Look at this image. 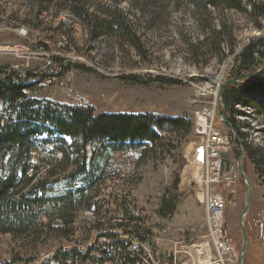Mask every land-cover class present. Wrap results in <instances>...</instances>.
I'll return each instance as SVG.
<instances>
[{
  "label": "rangeland",
  "instance_id": "obj_1",
  "mask_svg": "<svg viewBox=\"0 0 264 264\" xmlns=\"http://www.w3.org/2000/svg\"><path fill=\"white\" fill-rule=\"evenodd\" d=\"M78 1L93 14V21L108 9H118L140 38L142 53L119 36L94 30L85 18L73 13L74 0H0V70L7 67L6 71L19 74L42 75L37 89L28 92L30 97L92 106L97 114L153 112L194 121L195 111L210 110L215 96V126L229 133L221 121L218 92L217 96L196 94L208 91L200 88L222 71L224 62L234 59L252 39L263 37L264 26L257 29L245 15L229 10L175 8L152 0ZM217 30L222 32L219 36ZM217 40L221 41L220 50L214 54L210 44ZM226 47H235V51L229 53ZM230 72L222 84L229 80ZM244 111L248 116L235 119L245 141L264 148L263 119L253 110ZM6 115L0 102V119ZM194 129L193 125L185 137L164 133L160 142H145L128 151L100 154L101 145L91 142L85 158L90 180L83 175L71 178L79 156L70 138L38 142L37 153L45 168L31 185L37 179L46 180L48 189L39 195L47 196L72 190L74 210L64 215L57 212L50 220L42 218L49 226L41 234H0V262L39 255L31 262L39 264L43 255L62 245L86 248L96 242L107 243L104 232L118 224L134 229L133 236L128 232L120 235L131 241L132 249L140 250L143 241L138 235H146L155 254L167 255L172 242L202 241L208 227L195 169L200 158L193 173L184 167L187 155L192 154L186 162L195 156L190 148L201 147ZM41 137L37 139L48 140ZM229 153L233 183L220 189L225 196L227 235L238 261L243 244L239 217L248 202V185L238 169L240 154L233 146ZM240 165L252 184L242 220L246 232L243 264H264V182L245 155ZM163 197L176 203L172 213L162 214Z\"/></svg>",
  "mask_w": 264,
  "mask_h": 264
},
{
  "label": "trees",
  "instance_id": "obj_2",
  "mask_svg": "<svg viewBox=\"0 0 264 264\" xmlns=\"http://www.w3.org/2000/svg\"><path fill=\"white\" fill-rule=\"evenodd\" d=\"M152 1L160 5L168 3L175 8L186 5L203 10L212 8L234 11L249 18L255 28L262 29L264 26V0ZM71 6L73 13L85 18L94 30L119 36L139 53L144 50L140 38L118 9H108L93 21V14L84 10L78 0H74ZM216 33L219 36L222 32L217 30ZM217 41L211 42V53H219L221 41ZM226 49L229 53L235 51V47ZM223 53L225 57V49ZM263 67L264 36L252 39L234 56L229 79L240 78L241 81L222 88L220 108L239 138L237 141L229 130L234 140L233 150L239 155L242 148L244 149V155L252 164L256 175L264 182V148L248 145L245 134L241 132L235 119L237 115L248 116L244 111L247 108L264 121V72L256 74ZM6 70L7 67L0 70V102L7 112L4 120L0 119V234H41L49 226L42 222V218L50 220L57 212L64 215L67 211L74 210L72 190L47 196L39 195V192L48 189L49 183L46 180L37 179L31 185L43 167L37 153L38 142L55 143L63 142L62 137L70 138L71 145L75 146L79 156L71 178L74 180L83 175L90 180L85 158L91 142L101 145L100 154L102 151H128L145 142L156 144L163 138L164 133H180L185 137L193 129V119L187 116L169 117L153 112L97 114L92 106L69 105L30 97L28 92L37 89L43 76L27 72L22 79L16 70ZM240 107L244 109H239ZM44 135L48 140L37 139ZM162 199V214L172 213L176 203H169L164 197ZM133 231L134 229L118 224L104 232L107 233L109 242H96L86 248L62 245L43 255L39 264H141L135 256L139 248L132 249L131 241L120 237L124 234L121 232H128L129 236H133ZM138 238L143 242L148 240L146 235L139 234ZM38 258L39 255L29 258L15 257L0 264H32Z\"/></svg>",
  "mask_w": 264,
  "mask_h": 264
},
{
  "label": "built area",
  "instance_id": "obj_3",
  "mask_svg": "<svg viewBox=\"0 0 264 264\" xmlns=\"http://www.w3.org/2000/svg\"><path fill=\"white\" fill-rule=\"evenodd\" d=\"M236 55V54H235ZM234 63L233 58L224 62L223 71L213 74L196 96L211 93L217 96L218 89ZM23 79L25 73L20 74ZM210 87V89H209ZM215 89V91H214ZM213 107L195 111L194 135L201 138L202 160L200 166L201 201L205 206L208 231L202 241L172 242L171 249L165 254H155L147 242L140 246L135 256L141 264H237L225 226V196L220 186L229 187L233 181L230 170L223 166V152L232 150L233 136L221 132L215 126V96ZM192 102H196V97Z\"/></svg>",
  "mask_w": 264,
  "mask_h": 264
},
{
  "label": "water",
  "instance_id": "obj_4",
  "mask_svg": "<svg viewBox=\"0 0 264 264\" xmlns=\"http://www.w3.org/2000/svg\"><path fill=\"white\" fill-rule=\"evenodd\" d=\"M262 72H264V67L262 69L258 70L256 74L262 73ZM250 76H253V75H249V77ZM240 81H241L240 78H235V79H229V80L225 81L222 84L220 90L218 91L219 104H221V91H222V88L224 86L228 85V84H235V83H238ZM222 121L229 128V130H231L233 132V134L235 135V138L237 139V141H239V138L236 135L235 130L233 129L231 124L227 121V119L224 117V114H222ZM243 155H244V149L242 148L241 154H240V156L238 158V169H239V172H240L241 176L245 179V181L247 182V185H248V189H247L248 202H247L246 206L244 207V209L241 212V215L239 217V226H240V229H241V232H242V235H243V244H242L241 252H240L239 257H238L237 264H243V254H244V250H245V247H246V232L244 231L243 221L242 220H243V217H244V215H245V213H246V211L248 209V206L250 204L251 187H252L251 181L249 179H247V177L245 176L244 170H243L242 166L240 165L241 157ZM222 156H223V159H224L223 166H224L225 170L228 171V170H230V160H229L230 153L229 152H223Z\"/></svg>",
  "mask_w": 264,
  "mask_h": 264
},
{
  "label": "bare ground",
  "instance_id": "obj_5",
  "mask_svg": "<svg viewBox=\"0 0 264 264\" xmlns=\"http://www.w3.org/2000/svg\"><path fill=\"white\" fill-rule=\"evenodd\" d=\"M222 71H223V69H222ZM190 149H191L190 150L191 152H194L193 154H195V156L193 157V159H190V160H188L186 162V160L189 157H191L192 154L187 155V158H186L185 163H184V167H185V169L187 168L189 172L192 171V173H193V171H194V164L197 163V158L199 157L200 158L199 165H197L195 169H196V175H198L197 177H199V179H200L201 178V176H200V166H201V164L200 163H201V160H202V148L201 147H193V149L192 148H190ZM190 151H189V153H190ZM198 151L200 152L199 154H198ZM186 172H187V170H186ZM186 176L189 177L188 175H186ZM199 194L201 196V192L200 191H199Z\"/></svg>",
  "mask_w": 264,
  "mask_h": 264
}]
</instances>
